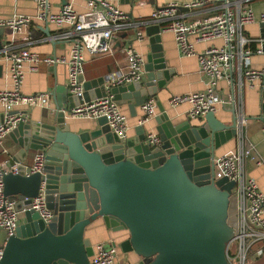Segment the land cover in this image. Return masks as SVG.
I'll use <instances>...</instances> for the list:
<instances>
[{
	"label": "water",
	"instance_id": "obj_1",
	"mask_svg": "<svg viewBox=\"0 0 264 264\" xmlns=\"http://www.w3.org/2000/svg\"><path fill=\"white\" fill-rule=\"evenodd\" d=\"M121 1L132 5L136 0ZM260 27L264 38V23ZM145 34L150 49L145 78L135 82L130 107L154 101L159 143L146 140L144 123L135 128V137L122 141L104 117L94 120L91 129L70 130L66 110L80 98L65 92L48 116L53 122L47 134L40 137V171L26 176L27 166L19 164L18 173L3 175L4 193L27 199L16 204L24 222L0 246V264H90L92 246L84 234L99 219L106 229L128 232L119 247L135 253L134 264H229L227 244L234 235L228 223L230 185L213 181L210 172L216 149L236 135L235 117L226 124L208 112L197 124L173 122L157 97L173 74L159 45L160 29L147 26ZM82 80L84 101L103 94L104 77ZM251 118L264 122V88L259 114ZM33 127L20 121L12 129L21 136L24 152L35 142ZM40 191L53 214L47 224L35 210L23 209Z\"/></svg>",
	"mask_w": 264,
	"mask_h": 264
},
{
	"label": "built area",
	"instance_id": "obj_2",
	"mask_svg": "<svg viewBox=\"0 0 264 264\" xmlns=\"http://www.w3.org/2000/svg\"><path fill=\"white\" fill-rule=\"evenodd\" d=\"M250 0H191L183 4L168 3L155 8L151 21L165 23L162 28L173 33L175 45L180 54L195 56L200 73L205 77L203 90L173 95L168 99L170 106L187 103L186 116L197 119L208 112H215L219 106L232 108L235 117L236 145L213 159L210 178L213 181L223 180L222 186L229 188L228 223L234 235L227 244V261L229 264H248L249 259L264 254V193L256 181L245 170L247 161L261 164L262 160L254 145L248 140L245 132L247 118L244 114V90L256 87L264 88V66L255 69L249 64L252 53L264 51V38L253 39L243 33L246 25L256 20L249 5ZM86 10L77 12L70 3L62 5L56 13L50 11L49 0H36L35 17L24 14H13L0 18V28L8 27L13 33L29 25L34 18L61 29L60 37L68 41L67 55H40L32 51H15L8 44L3 46L0 56L8 63L12 81L11 89L0 90V104L10 110L18 103L30 105L41 104L50 97L48 92H39L24 96L19 88L22 82L25 65L30 71H38L41 65L54 66L63 64L66 67L65 91L80 98L72 108L66 110L69 117H82L96 120L104 117L106 125L122 141L127 140L129 126L124 113L121 112L111 92L113 87L140 82L144 75V57L131 45L121 47L125 64L106 78L101 88V96L84 101L82 99L83 52L90 54H107L113 49V32L121 27L133 24L134 38L140 39L143 31L133 22H128L126 14L107 0H85ZM186 9L196 17L187 18ZM202 13V15H197ZM191 14V15H193ZM258 20L264 23V12L259 13ZM192 39V40H191ZM221 40L220 46L209 45L197 51L194 43H206ZM256 48H251L252 42ZM224 82V88L219 83ZM144 123L153 115L154 101L147 100L141 106ZM6 113L0 123V148L5 136L26 117L22 113ZM262 130L264 132V122ZM146 140L152 144L159 143L156 133H147ZM43 151H37L31 165L24 172L26 176L40 171ZM19 172V163L4 160L0 163V230L7 236L14 233L18 225V202L4 193L3 175ZM23 209H33L39 219L47 224L52 212L45 206V195L40 191L30 199ZM2 249L0 248V256ZM90 264H119L115 246L96 243L89 258Z\"/></svg>",
	"mask_w": 264,
	"mask_h": 264
},
{
	"label": "crops",
	"instance_id": "obj_3",
	"mask_svg": "<svg viewBox=\"0 0 264 264\" xmlns=\"http://www.w3.org/2000/svg\"><path fill=\"white\" fill-rule=\"evenodd\" d=\"M113 6L118 7L128 17V22L135 23L139 29L143 31L140 39L134 38L135 26L129 24L121 27L113 32L111 39L113 49L111 53L107 54H90L87 51L83 52V78L84 80L104 77L105 79L124 66V54L121 47L131 45L135 51L139 52L145 59L150 52L148 37L145 34L147 26L158 25L160 29V42L163 57L166 66L173 70V74L165 83V86L157 91L158 101L164 106L169 118L173 122H180L189 120L192 124H197V119H188L186 110L187 103H181L176 106H170L168 99L173 95L188 94L203 90L206 79L200 73L198 62L195 56H185L179 53L175 45L173 33L164 30L162 26L165 23H156L151 21L152 11L160 6L168 3L183 4L191 0H136L132 5L121 0H107ZM50 11L56 13L62 6V0H49ZM77 12H84L86 10L85 0H66ZM250 7L252 8L256 20L243 29L245 36L257 39L261 38L260 22L258 20L259 13L264 12V0H250ZM36 0H0V18H8L13 14H24L35 17L36 14ZM183 13L187 14V18L196 17L190 11L183 9ZM193 14V15H191ZM202 15V13H197ZM46 30V31H45ZM61 29L45 23L44 21L35 19L29 24L22 27L17 32L13 33L10 28H0V40L3 44L9 45L15 51H32L40 55H67L68 41L60 37ZM192 40V39H191ZM221 40L215 39L209 42L194 43V48L201 51L209 45L220 46ZM251 48H256L258 43L252 42ZM253 46V47H252ZM249 64L255 69L264 66V51L263 53H252L249 56ZM8 63L0 56V90L11 89L12 81L9 75ZM66 67L63 64L52 66L41 65L38 71H30L27 66L24 67L22 82L20 85V92L24 96L32 95L39 92H48L50 97L41 104H27L18 103L10 110H5L0 104V123L4 119L7 112L22 113L33 127L35 133V142L30 143L27 152H24L21 136L13 134L12 130L5 136L3 147L6 152L0 148V163L4 160L9 162L19 163L20 165H31L32 158L40 145V137L47 134L49 125L52 120L48 117L55 111L56 104L63 102L65 94L66 83ZM145 78V73L143 75ZM221 88H224V82L219 83ZM137 83L120 85L113 87V97L117 102L122 113L125 114L127 124L129 126L127 139H132L136 135L135 128L139 125L142 111L140 106L130 107L133 102V91ZM93 94V90H91ZM244 114L247 118L245 132L248 140L254 145L256 152L261 158V164H254L247 161L245 163L246 173L252 177L258 188L264 193V132L262 130L263 122L253 119L259 114L261 103V91L254 88H245L244 90ZM232 108L219 106L214 112L216 118L223 123L230 124L233 118ZM153 115L144 122L145 133H157L155 130L156 122L154 116L158 114L157 108L154 106ZM66 121L72 131H80L86 128H93L95 121L93 119L82 117H69L66 115ZM35 128V129H34ZM236 145L235 137L222 144L215 151V157L224 154L229 150H234ZM24 222L23 214L19 213L18 225ZM84 237L90 240L92 249L96 243H104L107 245H115L117 251V260L119 264H134L138 261V257L134 252H123L119 247V243L128 237L126 230L113 232L106 229L101 219L94 222L91 226L86 228ZM7 238L4 230H0V246H2ZM248 264H264V254L260 257L249 259Z\"/></svg>",
	"mask_w": 264,
	"mask_h": 264
},
{
	"label": "trees",
	"instance_id": "obj_4",
	"mask_svg": "<svg viewBox=\"0 0 264 264\" xmlns=\"http://www.w3.org/2000/svg\"><path fill=\"white\" fill-rule=\"evenodd\" d=\"M252 45V44H251ZM253 47V46H252Z\"/></svg>",
	"mask_w": 264,
	"mask_h": 264
}]
</instances>
